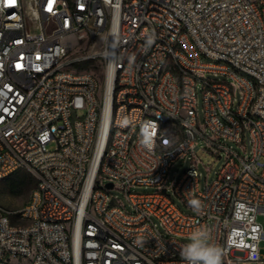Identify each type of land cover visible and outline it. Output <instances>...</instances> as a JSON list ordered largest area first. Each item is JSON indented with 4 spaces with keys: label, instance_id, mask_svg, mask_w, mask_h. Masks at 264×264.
I'll return each instance as SVG.
<instances>
[{
    "label": "built area",
    "instance_id": "obj_1",
    "mask_svg": "<svg viewBox=\"0 0 264 264\" xmlns=\"http://www.w3.org/2000/svg\"><path fill=\"white\" fill-rule=\"evenodd\" d=\"M200 139L224 158L204 187ZM21 169L0 264H186L196 227L264 264V0H0V180Z\"/></svg>",
    "mask_w": 264,
    "mask_h": 264
},
{
    "label": "rangeland",
    "instance_id": "obj_2",
    "mask_svg": "<svg viewBox=\"0 0 264 264\" xmlns=\"http://www.w3.org/2000/svg\"><path fill=\"white\" fill-rule=\"evenodd\" d=\"M102 40L95 43V50L100 49ZM87 66L94 67L95 71L103 76V67L102 61L99 59H95L89 61ZM214 79H225L223 76H214L208 75ZM202 101H199V112L200 116L203 117L202 111ZM228 145L232 146L236 150L241 152V149L232 142H226ZM206 142L202 139L196 144L194 149V154L200 160L198 164V170L201 173V186L204 187L205 184H211L214 179L217 177V173L221 169L223 165L224 158L217 159L215 154L211 153L208 149L205 148ZM192 166V158L185 157L183 159L178 160L174 163V165L170 169L169 173V181L179 180L184 173ZM208 168V169H207ZM15 179L18 180L19 184L16 187L12 188L11 182ZM38 186L37 178L28 170L21 169L18 170L0 180V205L8 209H19L26 205ZM155 187H138L136 191L138 192H147L153 193L156 191ZM113 194L117 196L120 200L125 201V195L118 191L114 190ZM178 202V201H177ZM259 221L264 226V215L259 216ZM188 241V239H185ZM261 253L264 257V241L261 243Z\"/></svg>",
    "mask_w": 264,
    "mask_h": 264
},
{
    "label": "clouds",
    "instance_id": "obj_3",
    "mask_svg": "<svg viewBox=\"0 0 264 264\" xmlns=\"http://www.w3.org/2000/svg\"><path fill=\"white\" fill-rule=\"evenodd\" d=\"M189 206L196 213L202 210L201 202L195 199L189 201ZM181 255L186 264H221L224 250L211 242L207 229L196 227L183 246ZM249 259L254 261L257 257L252 255Z\"/></svg>",
    "mask_w": 264,
    "mask_h": 264
},
{
    "label": "trees",
    "instance_id": "obj_4",
    "mask_svg": "<svg viewBox=\"0 0 264 264\" xmlns=\"http://www.w3.org/2000/svg\"><path fill=\"white\" fill-rule=\"evenodd\" d=\"M18 184H19V182L17 179H15L13 182H11L12 188L16 187V185H18Z\"/></svg>",
    "mask_w": 264,
    "mask_h": 264
}]
</instances>
